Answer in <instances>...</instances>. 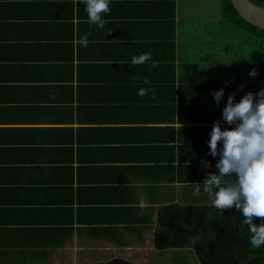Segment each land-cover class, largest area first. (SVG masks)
<instances>
[{
	"label": "crops",
	"instance_id": "1",
	"mask_svg": "<svg viewBox=\"0 0 264 264\" xmlns=\"http://www.w3.org/2000/svg\"><path fill=\"white\" fill-rule=\"evenodd\" d=\"M205 1L111 0L99 28L82 0H0V264L149 260L159 209L217 171L228 95L264 88L258 50L209 31L226 17Z\"/></svg>",
	"mask_w": 264,
	"mask_h": 264
},
{
	"label": "clouds",
	"instance_id": "2",
	"mask_svg": "<svg viewBox=\"0 0 264 264\" xmlns=\"http://www.w3.org/2000/svg\"><path fill=\"white\" fill-rule=\"evenodd\" d=\"M82 2L88 23L103 28L106 21L102 14L110 12L111 0ZM79 42L86 46L87 35L80 37ZM151 56L150 52L141 53L133 56L131 63H145ZM151 66L156 67V62L152 61ZM249 75L255 76V70ZM144 83L149 84L150 81L145 78ZM149 91L152 89L141 87L138 94L144 96ZM224 93L223 87L213 91L217 105L223 100ZM207 143L209 154L218 157L215 163L217 171L206 173L202 184L192 183L194 194H201L202 185V191L213 198V205L221 212L231 208L238 211L243 217L242 224L247 225L250 246L264 248V220L255 221L256 217H264V88L255 93L248 91L238 101L235 93L229 94L222 108L221 120L213 122ZM202 163L204 167H212L210 161Z\"/></svg>",
	"mask_w": 264,
	"mask_h": 264
},
{
	"label": "trees",
	"instance_id": "3",
	"mask_svg": "<svg viewBox=\"0 0 264 264\" xmlns=\"http://www.w3.org/2000/svg\"><path fill=\"white\" fill-rule=\"evenodd\" d=\"M253 1L264 6V0ZM222 3L224 16L248 31L244 44L249 48L258 44L257 69L264 82V28L244 19L232 0H222ZM210 197L201 188V194L195 199L186 203L169 201L159 209L154 249L148 255V261L120 255L96 264H160L161 260L156 258L159 255L153 253L159 252L163 256L176 248L192 249L201 264H264V248L250 246L247 225L242 224L241 214L234 208L221 212ZM262 220L264 217L255 218L257 223Z\"/></svg>",
	"mask_w": 264,
	"mask_h": 264
},
{
	"label": "rangeland",
	"instance_id": "4",
	"mask_svg": "<svg viewBox=\"0 0 264 264\" xmlns=\"http://www.w3.org/2000/svg\"><path fill=\"white\" fill-rule=\"evenodd\" d=\"M207 3L208 0L205 1V4ZM198 5L199 10L201 11V7L203 6V4H201L200 2L198 3ZM217 9L218 7H215L214 10L216 11ZM220 18L221 17H218L216 19L218 20L217 23H215L213 19H206L207 26L209 27L208 30L215 32V35L218 39H227V41L225 42L227 45L229 44L231 46L234 42L235 52L239 56L243 51V48L240 46L244 43L248 31L242 29L234 23L229 22L226 18L222 21L220 20ZM202 23L205 25V21L199 19L197 25L200 27ZM201 29L207 28L203 27ZM251 40L252 42L255 41V39H253L252 37ZM257 46L258 44H254L250 47V52L252 55L254 50H258L254 49ZM247 48L249 49L248 46ZM153 255H159L156 256V258L158 257L161 260L160 264H201L195 252L190 248H176L168 254H163V256L159 252L153 253Z\"/></svg>",
	"mask_w": 264,
	"mask_h": 264
},
{
	"label": "water",
	"instance_id": "5",
	"mask_svg": "<svg viewBox=\"0 0 264 264\" xmlns=\"http://www.w3.org/2000/svg\"><path fill=\"white\" fill-rule=\"evenodd\" d=\"M240 15L248 22L264 28V6L253 0H232Z\"/></svg>",
	"mask_w": 264,
	"mask_h": 264
},
{
	"label": "bare ground",
	"instance_id": "6",
	"mask_svg": "<svg viewBox=\"0 0 264 264\" xmlns=\"http://www.w3.org/2000/svg\"><path fill=\"white\" fill-rule=\"evenodd\" d=\"M214 46H215V45H214ZM209 47H210V46H209ZM212 47H213V46H212ZM210 48H211V47H210ZM216 48H217V47H216ZM211 49H213V50H214V49H215V47H214V48H211ZM216 50H217V49H216ZM213 52H214V51H213ZM215 56H216V53H215ZM212 58H213V56H212ZM213 63L215 64V62H213ZM221 66H222V65H221ZM221 66H220V67H221ZM220 67H218V69H219ZM223 71H224V70H223ZM227 72H228V71H227Z\"/></svg>",
	"mask_w": 264,
	"mask_h": 264
}]
</instances>
